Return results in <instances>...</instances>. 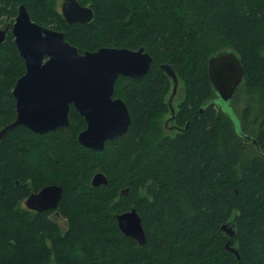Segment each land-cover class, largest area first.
I'll list each match as a JSON object with an SVG mask.
<instances>
[{
  "label": "trees",
  "instance_id": "obj_1",
  "mask_svg": "<svg viewBox=\"0 0 264 264\" xmlns=\"http://www.w3.org/2000/svg\"><path fill=\"white\" fill-rule=\"evenodd\" d=\"M78 1L94 8L90 22L67 23L60 0H0V24L11 27L24 3L33 20L65 31L81 52L144 47L153 62L144 78L116 81L114 95L132 123L104 150L79 143L87 124L73 106L66 127L7 131L0 141V264H264V155L251 143L244 160L250 141L217 102L208 72L211 55H239L244 81L233 101L242 94V131L264 152V0ZM165 63L185 87L182 130L173 135L159 123L173 84ZM24 72L9 30L0 44V130L16 118L12 91ZM98 172L107 185H92ZM53 183L63 188L55 211L23 204ZM132 208L142 218L143 245L118 226L117 215ZM226 223L240 257L226 248Z\"/></svg>",
  "mask_w": 264,
  "mask_h": 264
},
{
  "label": "water",
  "instance_id": "obj_2",
  "mask_svg": "<svg viewBox=\"0 0 264 264\" xmlns=\"http://www.w3.org/2000/svg\"><path fill=\"white\" fill-rule=\"evenodd\" d=\"M62 12L69 24L88 23L94 17L93 7L83 5L78 0H64ZM9 30L25 61V72L16 80L12 91L16 102V118L0 130V141L8 130L19 125L41 135L66 127L70 124L71 106L84 117L87 124L77 137L84 147L95 151L104 150L107 141L128 132L132 115L126 102L115 97V83L120 77H145L153 57L144 47L130 49L103 46L81 52L66 39L65 31L33 20L24 3L19 5L12 26L8 24L0 28V44L6 40ZM160 67L171 77L174 95L179 87L177 73L167 63ZM208 72L213 88L219 95L217 102L220 105L221 101L231 102L243 84L245 72L236 51L223 50L211 55ZM169 103L174 114L172 99ZM232 119L239 134L264 155L257 139L242 131L240 119L234 114ZM100 184H108L103 172L96 173L92 179L93 186ZM62 195L61 185L48 184L40 191L31 193L26 205L36 211H55ZM117 221L125 235L134 238L140 245L145 244L142 218L136 208L118 214ZM222 229L229 236L226 248L240 257L237 248L231 245L235 229L228 223Z\"/></svg>",
  "mask_w": 264,
  "mask_h": 264
},
{
  "label": "rangeland",
  "instance_id": "obj_3",
  "mask_svg": "<svg viewBox=\"0 0 264 264\" xmlns=\"http://www.w3.org/2000/svg\"><path fill=\"white\" fill-rule=\"evenodd\" d=\"M3 26L4 25L0 24V28ZM172 86H173V84H172ZM184 96H185L184 83L182 80H179V88H178V91L176 92L175 97H174V102H175V106H176L177 110H178L180 104L182 103ZM243 106H244V100H243L242 94L239 95L238 99L233 103L221 101V107L232 118H233V114L236 117H238L239 119L242 118L241 115H242V109H244ZM167 113L162 115L160 117V120H159V123L162 124L163 127H165L164 124L166 122L167 117L170 116V113H168V114ZM252 129H253V127H252ZM165 133L166 134H174L175 131L167 132L165 130ZM244 151H245L244 160H246V159L250 158V156L253 154V151H254V146L251 144V142L244 141ZM54 220H58L61 223V226H62V224H64V221L61 218H54Z\"/></svg>",
  "mask_w": 264,
  "mask_h": 264
},
{
  "label": "flooded vegetation",
  "instance_id": "obj_4",
  "mask_svg": "<svg viewBox=\"0 0 264 264\" xmlns=\"http://www.w3.org/2000/svg\"><path fill=\"white\" fill-rule=\"evenodd\" d=\"M63 1L64 0H60V3H59V6H60V12H61V14L63 15V12H62V3H63ZM90 6V5H89ZM94 9V8H93ZM64 17V16H63ZM179 88V87H178ZM177 91H178V89H177ZM171 94V95H170ZM176 94V93H175ZM175 94L173 95V89H172V91H170L169 92V94H168V97H167V103H168V105H169V111H168V113H170V116H168L167 117V119H166V122H165V124H164V128H166L165 130L167 131V132H170V131H175V133L177 132V131H179V130H182V127L178 124V122H177V116H178V114H177V108H176V106H175V102H174V97H175ZM173 95V96H172ZM170 99H172V104H173V106H174V114L171 112V106H170V103H169V101H170ZM167 113V114H168ZM174 133V134H175ZM171 135H173V134H171ZM31 190V189H30ZM32 193V192H31ZM30 193V194H31ZM29 194V195H30ZM27 197V196H26ZM26 199L27 198H25V199H23V204L26 206V204H25V201H26ZM49 211H52V210H49Z\"/></svg>",
  "mask_w": 264,
  "mask_h": 264
}]
</instances>
